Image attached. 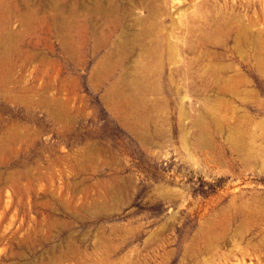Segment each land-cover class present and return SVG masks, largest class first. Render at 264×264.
<instances>
[{
  "label": "rangeland",
  "instance_id": "1",
  "mask_svg": "<svg viewBox=\"0 0 264 264\" xmlns=\"http://www.w3.org/2000/svg\"><path fill=\"white\" fill-rule=\"evenodd\" d=\"M23 3L0 0V21ZM143 4L144 16L152 7L157 15L130 17L124 29L137 31L127 48L149 43L161 22L173 49L161 47V67L135 54L129 75L117 69L143 81L135 106L108 104L106 94H119L95 85L105 49L73 61L40 16L2 56L10 80L0 89V136L37 134L0 142V264H264V0ZM6 38L0 31V45ZM154 65L162 79L171 74L172 90L147 83ZM16 96L61 97L69 124Z\"/></svg>",
  "mask_w": 264,
  "mask_h": 264
},
{
  "label": "bare ground",
  "instance_id": "2",
  "mask_svg": "<svg viewBox=\"0 0 264 264\" xmlns=\"http://www.w3.org/2000/svg\"><path fill=\"white\" fill-rule=\"evenodd\" d=\"M22 1L24 2L23 10L19 14H16L12 17L10 14L8 15L7 12H4L3 18L0 21L1 34L7 36L6 40L0 45V60L4 54H7L11 50V46L13 45L15 38L18 37L19 34L29 33V31H31V29L34 27V21L36 17L40 16L41 19H43V23L47 24V28L50 33L52 32V28H55L64 54L73 61L84 64L86 61V54L91 53L95 56L101 53L100 51L105 49V52L99 59V62L97 63V65H95L96 67H94V70L91 72H93L92 74L95 85H103L107 88L111 87L113 88V90H111L110 92L119 94L117 99L112 97L110 93L106 94L104 99L108 104H113L116 106L129 105V107H131V105H134L135 103L141 101L137 100V98L139 97H135L134 94H136L137 92V94H139V92H145L143 89V81L141 82L140 80L131 78V76H116L115 74L119 67H121V71H124L129 75L131 73V69L134 67L131 63V60L135 54L151 57V59L155 60L158 63L157 65L161 67L164 63V59H162L160 56L161 49L164 48L165 51H171L173 49L172 44L167 40V35L162 30L159 33L157 31L158 28L162 27L161 22L152 24L147 30L148 36L151 37L149 43H145L140 39L141 42L138 46H136L135 50L127 48V46L132 43L134 32L137 31H132L131 29L127 28L124 29L130 17L134 16L137 22H146V20H154L157 15L154 7L149 9L148 15H143L142 10L143 8L145 9L143 0H38L37 9H33L29 5V0ZM191 1L195 2L196 0ZM37 10L39 12H37ZM3 20H8L9 22H19V29H6L8 21H5L4 24ZM81 22L84 24L80 25ZM192 26L194 34H197L199 30L198 20L195 17L193 18ZM88 28H91L93 35L88 34ZM116 32L119 33L117 34V36L119 35V40L116 42L117 46L114 47L111 42L113 40V37L116 35ZM92 37L94 39H91ZM145 41L147 42V40ZM29 53L28 56H30ZM196 62V60L193 61V64H195ZM144 73H146L147 75L154 74V79L150 82H147L149 85L154 87V90L159 89V87L163 85L172 90L173 78L171 74H169V76H167L165 80L162 79L161 73L160 71H158L157 66H155L154 68L152 66H148V69H145ZM8 77H3L0 73V89L7 86ZM62 80H65V78H62ZM25 90L29 91L30 89L25 88ZM46 91H48V89H46L44 93ZM177 91L179 92V90ZM126 93H129L131 96H125ZM144 96L145 95H143L142 97ZM14 100L24 103L27 107L41 106L53 119L69 124L68 120L70 119V117L68 113L63 109V105L66 101L64 102L61 97H54V99L51 100V98L47 96H40V98H33L30 96H16L14 97ZM138 106H140L139 103ZM133 110L135 112V109ZM127 115H129V113ZM132 115L133 114L130 115V118ZM125 118L129 119L128 116ZM136 118L139 119L138 115H136ZM140 123L147 124L148 122L145 123L141 121L139 123L137 122L136 124L141 125ZM128 124L130 123H127L126 125ZM131 124L134 123L132 122ZM136 124H134V126ZM138 130L137 132H139ZM27 131L28 130L25 128L24 133L26 134V137H31L32 140H35L34 136L37 134V132L33 135L31 134L32 136H28ZM22 133L19 132V130L8 131L7 129L1 134L0 142H13L15 138H19ZM23 175L27 179L30 178V172L27 170L23 172ZM18 178L19 175L17 173L10 172L6 180L14 183Z\"/></svg>",
  "mask_w": 264,
  "mask_h": 264
}]
</instances>
